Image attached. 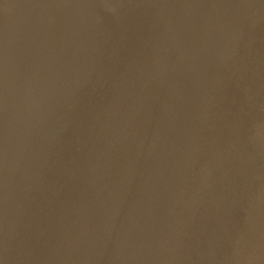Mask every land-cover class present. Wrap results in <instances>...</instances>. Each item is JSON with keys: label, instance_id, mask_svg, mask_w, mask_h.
<instances>
[{"label": "water", "instance_id": "95a60500", "mask_svg": "<svg viewBox=\"0 0 264 264\" xmlns=\"http://www.w3.org/2000/svg\"><path fill=\"white\" fill-rule=\"evenodd\" d=\"M0 264H264V0H0Z\"/></svg>", "mask_w": 264, "mask_h": 264}]
</instances>
